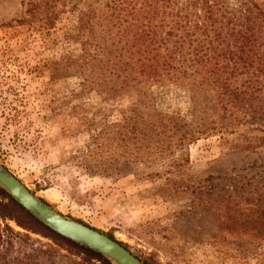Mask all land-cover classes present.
Instances as JSON below:
<instances>
[{"label":"rangeland","instance_id":"374dc122","mask_svg":"<svg viewBox=\"0 0 264 264\" xmlns=\"http://www.w3.org/2000/svg\"><path fill=\"white\" fill-rule=\"evenodd\" d=\"M109 1L0 0V165L50 209L111 236L141 264H264V217L254 212L264 199L256 203L253 193L264 176V115L177 147L181 169L170 159L136 160L134 142L112 139L117 128L102 136V122H120L144 98L143 111L155 108L172 129L190 121L192 109L189 90L170 83H130L107 98L112 76L101 61L119 63L136 30L119 31ZM87 13L83 37L78 21ZM87 40L97 56L88 63ZM263 93L240 106L264 108ZM247 180L253 185L240 189ZM6 223L29 237L15 250L47 252L40 264L80 263L45 236Z\"/></svg>","mask_w":264,"mask_h":264},{"label":"trees","instance_id":"16d2710c","mask_svg":"<svg viewBox=\"0 0 264 264\" xmlns=\"http://www.w3.org/2000/svg\"><path fill=\"white\" fill-rule=\"evenodd\" d=\"M107 8L110 20H117L115 24L122 26L119 31L123 33L127 26L136 28L131 41L123 42L120 51L124 53L117 55L118 66L109 59L101 61L110 68L108 74L112 76L105 84L109 89L107 98L123 94L130 83H170L187 88L190 94V121L184 122L182 128H170L153 105L155 112L145 113L150 101L146 98L137 101L129 112L121 113L120 122H102V136L117 128L113 140L136 144V160L170 159L173 168L181 169L183 157H175L177 147L221 131L232 134L229 127L245 123L257 113L261 114L259 118L264 115L262 106H240L245 99L261 101L255 94L264 91V4L258 0H110ZM92 18L90 13L79 17L81 36L87 34ZM81 45L87 63L90 58L97 59L89 50L92 44L88 40ZM91 74L94 75L92 71ZM97 147L103 150V146ZM260 180L262 185L258 182L253 189V193H258L256 203L264 199V176ZM252 185L251 180L243 181L240 189ZM13 210L36 230L23 226L14 218ZM254 212L260 213L257 220L264 217V207ZM6 221L52 240L55 246L79 258L78 264H110L98 253L43 226L1 189L0 264H40L47 255L32 246L24 254L15 250V244H23V238L29 237L14 232ZM251 230L260 231L255 227Z\"/></svg>","mask_w":264,"mask_h":264},{"label":"water","instance_id":"95a60500","mask_svg":"<svg viewBox=\"0 0 264 264\" xmlns=\"http://www.w3.org/2000/svg\"><path fill=\"white\" fill-rule=\"evenodd\" d=\"M0 189L43 226L62 238L98 253L110 264H141L129 251L105 234L50 209L1 165Z\"/></svg>","mask_w":264,"mask_h":264}]
</instances>
